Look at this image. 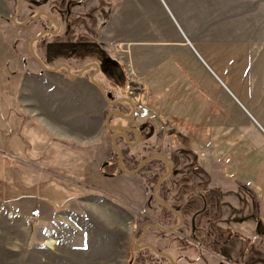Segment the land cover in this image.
Masks as SVG:
<instances>
[{
	"label": "rangeland",
	"instance_id": "rangeland-1",
	"mask_svg": "<svg viewBox=\"0 0 264 264\" xmlns=\"http://www.w3.org/2000/svg\"><path fill=\"white\" fill-rule=\"evenodd\" d=\"M65 2L48 0L46 4L62 20L59 9L65 7ZM126 4L131 9L135 5L142 20L166 26L170 32L199 28L205 38L213 36L224 42V69L231 79L234 77L226 84L237 98L234 119L242 132H247L249 137L252 133L260 141L259 153H254L251 159L245 154L246 163H253V167L263 163L264 0H83L81 7L72 6L79 19L71 22L70 35L74 40L83 37L86 42L73 55L62 50L67 59L60 51L59 55L54 53L50 64L70 61L72 69L78 71L95 53L90 52L94 44L87 40L92 42L103 24L108 33L100 43L112 57L119 59V11ZM6 5L0 0L1 9ZM12 17L13 14L0 15V264H170L166 259L137 253L136 239L147 224L144 218L153 220L160 210L150 182L141 177L147 172H120L112 132L104 126L107 110L104 120L96 122V134L102 138L94 148L78 144L87 131L77 126L76 119L67 120L70 112L66 110L63 111L64 126L57 128L62 139L47 137L39 127L24 122L23 118L18 121L9 118V81L1 72L6 68L5 62L20 56L21 51L31 55L29 32L24 27L35 23L15 26L17 22L12 23ZM51 36L46 34L44 39H57L62 34ZM13 40H17V47L13 46ZM96 52L99 57H106L105 51ZM232 52H238L236 65ZM63 74L68 78L64 71ZM132 96L135 102V95ZM141 114L143 111L138 108L136 116L143 118ZM146 119L152 120V117L143 118ZM124 123L120 116L113 115L110 125ZM254 127L263 131L262 135ZM68 136H76L77 144L64 140ZM116 145L122 150L118 138ZM170 148L173 147L165 142L158 149L168 152ZM158 149L144 148L142 154ZM200 162L206 165L204 157ZM237 162L235 158L225 164L234 178L226 177L222 189L214 192L218 205L223 206L215 219L219 227L225 222L233 223L241 237L228 243L226 239L231 233L221 228L217 232L216 226L206 240L191 239L188 227L171 236H155L159 246L170 252L174 246L179 248L177 241L183 235L188 236L183 255H178L179 249L174 251L177 264H264V217H259L258 211L259 203L264 209V184L259 181L263 177L236 165ZM134 167L135 164L127 166ZM105 172L120 174L108 177ZM233 179L252 180L261 185L260 190L247 189ZM138 185H144L147 190L148 203L144 208L124 201V197L137 196Z\"/></svg>",
	"mask_w": 264,
	"mask_h": 264
},
{
	"label": "crops",
	"instance_id": "crops-1",
	"mask_svg": "<svg viewBox=\"0 0 264 264\" xmlns=\"http://www.w3.org/2000/svg\"><path fill=\"white\" fill-rule=\"evenodd\" d=\"M129 7L126 4L119 11V60L129 78L128 87L135 95V103L143 111L141 115L151 116L152 122L165 129L167 144L197 158L208 177L209 190L222 189L226 177H232L226 165L235 158H238L236 165L258 172L263 177L259 181L264 184V162L255 167L251 162L246 163L245 154L251 159L254 153H259L260 141L252 133L249 137L247 132H242L234 119L237 98L226 84L234 77L231 79L224 69V42L213 36L205 38L199 28L170 32L166 26L142 20L135 5L133 9ZM34 8L31 10H49L46 2L35 4ZM24 28L29 32L28 39L42 29L40 22ZM106 33V24H103L95 35L96 41L103 42ZM12 42L17 47V40ZM35 48L39 56L44 55L43 43H35ZM26 54L21 51L20 56L7 60L1 72L9 81V118L14 121L23 118L24 122L39 127L47 137L62 139L57 128L64 126L63 111L66 110L70 112L67 120L76 119L77 126L87 131L78 144L94 148L102 138L96 134V122L104 120L107 105L103 95L86 78H66L61 72L44 69L32 55ZM234 56L236 65L238 52ZM72 81L75 83L71 84ZM254 131L262 135L264 129L254 127ZM75 137H64V140L76 143ZM201 157L205 158V166L200 162ZM238 182L251 190H260L261 185L252 180ZM136 191L137 196L124 197V201L144 208L148 203L147 190L138 185ZM258 211L259 217H264L260 203Z\"/></svg>",
	"mask_w": 264,
	"mask_h": 264
},
{
	"label": "flooded vegetation",
	"instance_id": "flooded-vegetation-1",
	"mask_svg": "<svg viewBox=\"0 0 264 264\" xmlns=\"http://www.w3.org/2000/svg\"><path fill=\"white\" fill-rule=\"evenodd\" d=\"M3 1L7 5L4 6L2 9L0 8V15L13 14L12 23L17 22L16 25L24 26L31 22H40L42 29L34 37L38 36L43 30H56L55 33H45L40 39L34 42L35 53L42 60L45 67L36 59V57L33 56L30 49L31 55L41 64V66L44 69L52 70L54 72H61V73H63L64 71V73H66V76L72 79L86 78L87 80H89V82L92 85H94L103 95L107 105L106 110L108 111V113L113 110H120L121 112L124 113L125 116H128L132 113L133 107L129 101H126L124 99L129 98L131 99V101H133V104L135 105V112L130 118L122 117L117 113L113 114L120 116L126 122L124 124H121L120 126L129 128V130L125 131L126 136L124 135L117 136V138L120 140V143L122 145L121 152H122L123 164L125 165L126 168L129 164L132 165L135 164L136 167L141 161L153 155L159 154L165 156L166 161H164V159L160 157H153L141 168V170L138 173L147 172L146 176L142 175L141 177L145 181L150 182L152 186L151 191L153 195V191L158 186L159 179L169 171L166 162L170 164L171 166L170 172L168 176L162 181L159 188L157 189V195L161 199V201L168 202L171 206L177 208L181 213V215L183 216L184 223L180 231H182V229L185 230L184 228L188 227L189 228L188 232L191 239L195 241L204 240V239L206 240L208 237H210L212 231L215 229L214 227L216 226L217 232L221 231V229H225L222 231H229L231 233L230 238L226 239V242H228L230 239L232 241L235 238L238 239L239 237H241L242 234H239V232L235 230L233 223L225 222L224 223L225 225L219 227V224L216 222L215 215L218 212L222 211L223 206L221 207L220 205H218L219 200L216 199V196L214 195L215 191L208 189V177L205 171L203 170V168L201 167V165L198 163L197 158L195 156L190 157L191 154L189 155V153L184 151L182 148L181 149L177 147L170 148L168 152H162L158 149L159 146L163 147L165 145L166 142L165 129L162 128L161 126H157L154 122H152V120L149 119L143 120V118L145 117L143 115H141L143 116V118H140V116H136L138 107L134 102L132 93L131 92L128 93L126 89H124L125 85L130 84V82L126 80V78H123L122 77L123 75L120 72H115L116 73L115 76L119 81V85L118 86L112 85L110 79L111 76H109L111 75L112 72H105V70L110 69L112 67L114 70L118 71L117 66L112 65L110 63L107 64L106 67L103 69L98 62L89 61L83 66H81V68L77 71L75 69H72L71 67L72 65L70 61L62 60L54 65L50 64V60L54 53L60 51V54H63L67 59L68 56L62 50L69 51L73 55V51H76L77 47H79L80 44L86 42L85 39H82L83 37L74 40L72 38L73 36L70 35L72 33V26H73L71 22H73L74 21L73 19L75 18L79 19L78 16L74 15L72 11V6L81 7L83 0H64L66 1L65 7L59 9L63 13L62 20L58 16H56L57 14H55L54 11L52 12L46 10L45 8H40L36 11L31 10V7L34 8L35 4L39 2L47 3L48 0H39L38 2L34 0H3ZM41 11H46L49 15H51L58 23L59 27L47 15H41L37 20H29L28 22L24 23L30 16L36 15ZM22 15H25L26 18L20 19L19 17ZM14 17H16L15 21H14ZM46 34H51L53 37L56 36L59 37L62 34V37L52 40L49 39L45 40L44 37ZM32 38H30V40ZM94 40L96 39L94 38ZM93 41L91 42L90 40H87V42L89 43H93ZM40 42L43 43L44 45L43 56H39L35 48V43H40ZM29 48H30V42H29ZM75 60L76 61L78 60L76 56H75ZM62 64H67L70 67L71 73L73 74H78L84 67L90 64H92V66L89 69L85 70L81 76L71 77L67 71V68L65 66H61ZM95 64H98L99 71H97ZM92 75H94V79L103 87L105 93L109 96V100L113 103L109 102L108 99L104 96L101 89L95 83H93ZM111 87H113L115 90L112 89ZM113 115L111 116V119ZM111 132L113 134L116 132V130ZM144 148L158 149L159 151L155 150L154 152L144 155L142 154ZM133 149H136V151L138 152H132ZM114 174L115 173H107V172L104 173V175L108 177H112ZM154 200L160 211L156 215V217L153 218V220H150V217L148 216L145 217L147 218L146 223L161 224V221H163L162 220L163 219L162 216L164 213L163 209H168V208H166L163 205H160L155 198ZM170 213H172L173 216L177 218V223H178L179 221L178 217L173 212L170 211ZM182 238H186V240H188V236L186 235H183ZM141 243L144 244L149 242H142L141 240ZM198 243H200V245L202 246L201 242ZM139 248H144V247H139ZM159 258L167 259L168 262L171 264L168 258L164 256H161ZM175 262L177 264L176 260Z\"/></svg>",
	"mask_w": 264,
	"mask_h": 264
},
{
	"label": "water",
	"instance_id": "water-1",
	"mask_svg": "<svg viewBox=\"0 0 264 264\" xmlns=\"http://www.w3.org/2000/svg\"><path fill=\"white\" fill-rule=\"evenodd\" d=\"M41 15H47L50 19H52L55 24L58 26V23L55 21V19L49 15L46 11H41L39 13H37L36 15H33V16H30L24 23L28 22L29 20H37ZM16 20V17H14V21ZM59 27V26H58ZM56 30H43L38 36L36 37H33L31 40H30V49H31V52L33 54L34 57H36V59L45 67L44 63L42 62V60L36 55L35 53V50H34V42L37 41L38 39H40L45 33H55ZM61 66H65L67 68V71L69 73V75L71 77H79L82 75V73L89 69L92 64L84 67L78 74H73L71 73V70H70V67L67 65V64H62ZM96 66V69L97 71H99V66L98 64H95ZM60 67V66H59ZM57 70V69H56ZM92 81L93 83H95L100 89L101 91L103 92L104 96L108 99L109 102H111L109 100V96L105 93L103 87L94 79V75H92ZM124 100L126 101H129L131 104H132V107H133V111L130 115L128 116H125L123 112H121L120 110H113V111H110L107 116H106V121H105V126L108 130L110 131H115V133L112 134V144H113V148L115 149V151L117 152L118 154V167L120 169V171L124 172V173H128V174H136L138 173L141 168L149 161L151 160L153 157H160L162 159H164V161H166V158L165 156L163 155H159V154H156V155H153L149 158H146L144 159L143 161H141L134 169H127L125 167V165L123 164V161H122V152L121 150L117 147L116 145V138L118 135H124L126 136V130H129V128H125L123 126H120V125H110V120H111V116L115 113L119 114L120 116L122 117H126V118H130L134 112H135V105L133 104V101H131V99L129 98H125ZM113 103V102H111ZM167 165H168V168H169V171L164 174L158 181V186L157 188H155V190L153 191V196L154 198L157 200V202L160 204V205H163L165 206L166 208H168L171 212H173L179 219L178 223L173 225V226H170V227H167L165 225H162V224H158V223H147L146 225L143 226L142 228V234L136 239V244L138 245V248L139 247H149L151 248L155 253H157L158 255H161V256H164L166 258H168L171 262V264H176L174 258L166 253V252H163V251H160L157 249V247L153 244V243H144L142 244L141 243V240L144 239L146 233H147V230L149 227H153V228H157V229H160V230H163L165 232H176V231H179L181 229V227L183 226V223H184V219H183V216L181 215V213L179 212V210L177 208H174L173 206H171L168 202H164V201H161V199L158 197L157 195V189L159 188V186L161 185L162 181L168 176L169 172H170V169H171V166L168 162H166ZM137 248V249H138Z\"/></svg>",
	"mask_w": 264,
	"mask_h": 264
},
{
	"label": "trees",
	"instance_id": "trees-1",
	"mask_svg": "<svg viewBox=\"0 0 264 264\" xmlns=\"http://www.w3.org/2000/svg\"><path fill=\"white\" fill-rule=\"evenodd\" d=\"M93 44L94 45H92L93 46L92 48L94 50H90V52L93 53L95 51V53H93L91 55V57L87 58L85 62H89L90 60L91 61H96V62H98L102 66L103 69L106 67L107 64H110V63L112 65L117 66L118 71L114 70L112 67L110 69H106L105 70V72H112L111 75H109V76H111L110 79H111L112 85H117V86L119 85V81H118L117 77L115 76L116 75L115 72H120L123 75L122 77L123 78H126V80L129 81V78H128L127 74H126V70H125L123 64L120 62V60L117 59V58L112 57L109 54L108 50L100 42H98V41L95 40V41H93ZM97 50L98 51L99 50L100 51L101 50L102 51H105L106 57H101V56L99 57V55H97V52H96ZM111 88L114 89L113 87H111ZM124 89H126V91L128 93L130 92L129 87H128V84L125 85ZM245 188H247V187H245ZM255 200H256V205L258 206V201H257V198L256 197H255ZM163 210H164V213H163V216H162L163 219L161 218L163 221H161V224H163L165 226H168V227L176 224L177 223V218L174 217L173 214L170 213V211L168 209H163ZM144 222H147V218L144 219ZM171 234H173V232H165V231L160 230V229H156V228H153V227H149L148 230H147V236H145V238L142 240V242L153 243L159 250H162V251H165L167 253H170L174 257V259L178 262V259H177L176 255H174L175 254L174 251L176 252V250L179 249V252L177 251L178 252V255L179 254H182L183 255V252L182 251H184V250H182V249L185 247L184 244L187 243L186 238H181L179 241H177V244H178V247L179 248H177L176 246H174V249L172 250V252L164 250L163 248H161L159 246V244L156 242V240H154V237L155 236L156 237L157 236H171ZM137 253H140V254L142 253L143 255L144 254H147V255H150L151 257H153V256L154 257H157V258L161 257V256H158L151 248H147V247L139 248L137 250Z\"/></svg>",
	"mask_w": 264,
	"mask_h": 264
}]
</instances>
